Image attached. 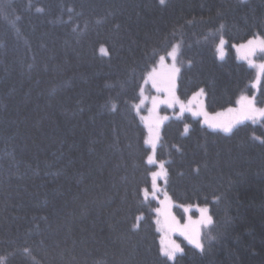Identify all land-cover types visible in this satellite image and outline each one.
<instances>
[{"label":"trees","instance_id":"1","mask_svg":"<svg viewBox=\"0 0 264 264\" xmlns=\"http://www.w3.org/2000/svg\"><path fill=\"white\" fill-rule=\"evenodd\" d=\"M255 37L264 0H0V264H264V118L229 132L190 113L163 124L175 211L212 217L203 251L182 240L171 260L137 109L177 44L178 96L235 105L255 70L234 47Z\"/></svg>","mask_w":264,"mask_h":264},{"label":"rangeland","instance_id":"2","mask_svg":"<svg viewBox=\"0 0 264 264\" xmlns=\"http://www.w3.org/2000/svg\"><path fill=\"white\" fill-rule=\"evenodd\" d=\"M221 40L224 41L223 45H221ZM221 40L218 43L217 51L220 57H224L226 54V39L223 37ZM250 40L255 41V44L250 45L248 43ZM250 40L237 44L234 48L237 58L246 62L255 70L254 92L252 94H242L235 105L227 108L214 112L208 111L204 90L195 92L186 100L178 96L177 78L179 72H173L174 66L179 69L178 54L175 60L167 55L162 56L164 59L161 61L160 57L145 78L137 109L141 122L147 131L145 143L149 148L148 162L149 157H152L153 162L149 163L155 165L151 173L152 191L150 195L157 198L159 204L156 210V225L160 232L162 252L165 248L177 245L183 249L182 240L196 248L192 241L199 240L203 244L204 232L212 224V217L207 206L183 205L180 207L181 211L179 213L175 211V204L165 190V164L156 157L162 126L170 117H180L186 113L199 117L208 127L221 131H224L225 127H231L232 130L244 122H258L264 118L260 115V111L264 110V106L258 105L256 102V94L264 75V67H262L264 61L257 59V56L264 53L260 51L259 46V42L264 38L255 37ZM253 109H255L254 112ZM165 110H169V113ZM186 129H188V126ZM150 141L153 142L150 143ZM153 173H160V175L153 177ZM205 209L206 211H203ZM193 212L196 214L194 215ZM209 219L211 222H209ZM182 252H177L176 256Z\"/></svg>","mask_w":264,"mask_h":264},{"label":"snow or ice","instance_id":"3","mask_svg":"<svg viewBox=\"0 0 264 264\" xmlns=\"http://www.w3.org/2000/svg\"><path fill=\"white\" fill-rule=\"evenodd\" d=\"M160 3L163 4V3H164V0H160ZM223 43H224V41L221 40V45H223ZM248 43H249L250 45H253V44H255V41L250 40ZM259 46H260V51H261V52H264V40H261V41L259 42ZM178 50H179V45H178V44H177V45H174V46H172V50H171L170 52H168L167 55L170 56L171 58H173V60H175V57H176L177 54H178ZM253 51H255V49H253ZM163 59H164V57H161V61H163ZM262 67H264V65H262ZM173 72H174V73L179 72V69H178V68H175V66H174V67H173ZM150 75H151V74H150ZM202 91H203V90H201V92H202ZM250 103H251V102H250ZM254 111H255V109H253V112H254ZM260 115L264 116V110H261V111H260ZM213 126L215 127L216 125H213ZM224 131H226V132L231 131V127H225V128H224ZM152 142H153V141H150V143H152ZM149 162H150V163L153 162L152 157H149ZM161 167H163V165H161ZM157 175H160V173H153V177H155V176H157ZM144 191H145V196H147V194H148L147 189H145ZM203 211H206V209L203 210ZM209 222H211L210 219H209ZM192 242L195 244L196 248H198V249H200L201 251H203V244H202L199 240H194V241H192ZM182 251H183V249H181V248L177 245V246H174V247H171V248H165L163 254H164L166 257H168L169 259H171V260H175L177 252H182Z\"/></svg>","mask_w":264,"mask_h":264}]
</instances>
